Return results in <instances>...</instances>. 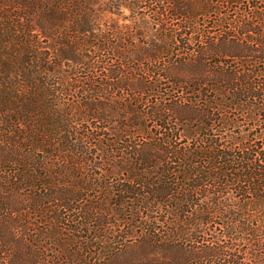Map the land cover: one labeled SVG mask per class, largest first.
<instances>
[{
  "label": "trees",
  "instance_id": "16d2710c",
  "mask_svg": "<svg viewBox=\"0 0 264 264\" xmlns=\"http://www.w3.org/2000/svg\"><path fill=\"white\" fill-rule=\"evenodd\" d=\"M244 1L0 0V257L264 264V10L196 24Z\"/></svg>",
  "mask_w": 264,
  "mask_h": 264
},
{
  "label": "rangeland",
  "instance_id": "374dc122",
  "mask_svg": "<svg viewBox=\"0 0 264 264\" xmlns=\"http://www.w3.org/2000/svg\"><path fill=\"white\" fill-rule=\"evenodd\" d=\"M214 5V7H217V12H210V13H206V15H200L197 17V27L198 29H204L205 31H210L211 34L213 35H217L220 31V25L215 22L218 18V16H226L229 14V16H239V15H245L247 12L249 11L248 7H252L253 5L258 6V10H264V0H251L250 3H247L246 1L244 2H237L235 5L233 4L232 6L227 5L224 2H218V4L215 5V3H212ZM127 12V10L125 11V13ZM218 14V15H217ZM247 16H250L247 15ZM113 17H115L114 19H117L116 15H113ZM113 20V18H112ZM228 24H224L222 28H225ZM154 30V29H153ZM152 37H148L147 35L145 36H138V40L137 42H142L144 43V45L146 44V42H148V40H150ZM199 45V44H198ZM259 113H261L259 115V118H264V111H260ZM101 167H103V165H101ZM9 198L11 203L13 204L14 202H20L21 199L19 198L18 195H16L19 199H13L9 193H6ZM8 232V231H6ZM9 235V233H8ZM15 238V236H14ZM12 244L9 246L10 247V251L7 253H4V255L2 257H0V261H5L7 264H15L14 260H20L21 259V255L20 252L18 250H20L21 248V242H19L16 238L15 240L11 241ZM132 240H129L128 243L131 244ZM12 248V249H11ZM22 253V252H21ZM123 253V252H122ZM140 253V247L138 244H135L131 247H129V250L126 251L125 255L122 254L119 257V260L122 262L123 260H126L127 258H131V259H137L139 256L138 254ZM25 264V263H24ZM250 264V263H247Z\"/></svg>",
  "mask_w": 264,
  "mask_h": 264
}]
</instances>
